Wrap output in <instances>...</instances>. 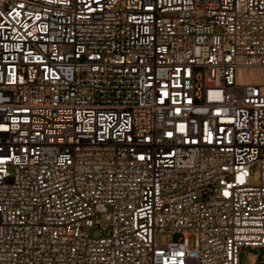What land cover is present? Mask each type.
Listing matches in <instances>:
<instances>
[{
  "label": "built area",
  "instance_id": "obj_1",
  "mask_svg": "<svg viewBox=\"0 0 264 264\" xmlns=\"http://www.w3.org/2000/svg\"><path fill=\"white\" fill-rule=\"evenodd\" d=\"M243 246L264 250V0H0V264Z\"/></svg>",
  "mask_w": 264,
  "mask_h": 264
},
{
  "label": "rangeland",
  "instance_id": "obj_2",
  "mask_svg": "<svg viewBox=\"0 0 264 264\" xmlns=\"http://www.w3.org/2000/svg\"><path fill=\"white\" fill-rule=\"evenodd\" d=\"M256 169V165L253 166L252 170L254 171ZM93 235H99L98 229L93 230ZM181 237V234L179 233H172L169 231H163L159 232L156 234V241L161 243V242H167L169 240L172 241H177ZM190 245L193 246V239L190 238ZM249 254H255L258 256V259L261 260L263 255H264V250L259 249V248H254V247H248V246H243L240 248L239 251V259H240V264H248Z\"/></svg>",
  "mask_w": 264,
  "mask_h": 264
}]
</instances>
